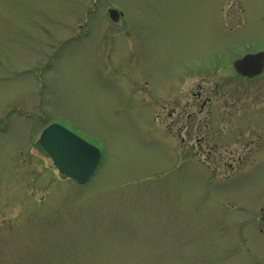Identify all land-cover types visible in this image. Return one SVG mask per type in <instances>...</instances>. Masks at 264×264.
Wrapping results in <instances>:
<instances>
[{"label":"rangeland","instance_id":"1","mask_svg":"<svg viewBox=\"0 0 264 264\" xmlns=\"http://www.w3.org/2000/svg\"><path fill=\"white\" fill-rule=\"evenodd\" d=\"M261 48L264 0H0V264H264V69L232 66Z\"/></svg>","mask_w":264,"mask_h":264},{"label":"water","instance_id":"2","mask_svg":"<svg viewBox=\"0 0 264 264\" xmlns=\"http://www.w3.org/2000/svg\"><path fill=\"white\" fill-rule=\"evenodd\" d=\"M108 12L113 21L118 20L120 12L117 9L110 8ZM233 65L241 75H257L264 67V51L245 54ZM39 142L50 154L58 171L77 182H84L100 159L96 146L58 123L47 125L40 134Z\"/></svg>","mask_w":264,"mask_h":264},{"label":"flooded vegetation","instance_id":"3","mask_svg":"<svg viewBox=\"0 0 264 264\" xmlns=\"http://www.w3.org/2000/svg\"><path fill=\"white\" fill-rule=\"evenodd\" d=\"M261 49H264V48H261ZM261 49H257V50H261ZM223 57H225L220 51H216L215 52V56H214V58H213V60L212 61H214V64L212 65V66H210L211 67V70L212 69H216L218 66H217V64H219L220 63V61H222L223 60ZM226 58H227V54H226ZM235 59V58H234ZM233 59V60H234ZM219 60V61H218ZM228 59H226V61H227ZM225 64V63H224ZM224 64H222L221 66H220V68H218L219 70H221L223 67H225L226 65H224ZM232 66H233V61H232ZM233 69H234V67H233ZM235 70V69H234ZM192 94L194 95V96H200V91H197V92H192ZM208 101V97H207V99H204V103L205 102H207Z\"/></svg>","mask_w":264,"mask_h":264}]
</instances>
